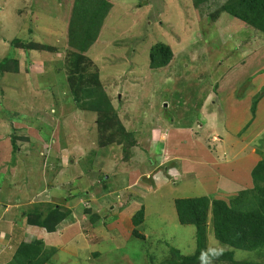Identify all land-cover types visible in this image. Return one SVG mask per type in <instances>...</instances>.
Instances as JSON below:
<instances>
[{
    "label": "rangeland",
    "instance_id": "1",
    "mask_svg": "<svg viewBox=\"0 0 264 264\" xmlns=\"http://www.w3.org/2000/svg\"><path fill=\"white\" fill-rule=\"evenodd\" d=\"M110 2L77 66L75 0H0V64L9 60L0 68V255L19 220L26 241L55 249L46 264L161 263L170 246L196 249V227L178 222L176 199L228 201L253 186L264 155V34L215 0L200 9L193 0ZM159 43L173 58L154 69ZM92 76L133 131V148L118 129L100 131L103 114L76 93L81 80L97 86ZM34 207L70 213L48 232L25 223ZM209 234L210 251L225 248Z\"/></svg>",
    "mask_w": 264,
    "mask_h": 264
},
{
    "label": "trees",
    "instance_id": "2",
    "mask_svg": "<svg viewBox=\"0 0 264 264\" xmlns=\"http://www.w3.org/2000/svg\"><path fill=\"white\" fill-rule=\"evenodd\" d=\"M221 4L217 9L234 16L264 34V0H215ZM214 0H193L197 9L211 5ZM216 3V4H217ZM110 0H75L74 12L69 28V45L75 50L73 56L77 66L87 61L86 52L96 41L104 20L112 10ZM220 9V10H219ZM20 40L12 43L18 44ZM173 58L170 46L164 43L154 45L150 50V66L158 69L166 67ZM9 60L0 64L5 66ZM79 68V67H78ZM86 67H84L85 69ZM78 70V72L84 71ZM82 76L81 78H83ZM88 80V79H87ZM88 83L96 82L92 87L81 80L76 93H82L96 112L103 114L100 131L114 128L123 133L121 143L133 148L137 143L133 140V131L128 130L121 122L118 112L112 106L105 90L98 83L97 76H92ZM73 84V83H72ZM125 140V141H124ZM12 150L17 152L15 137L11 136ZM104 145L112 144L109 141ZM253 186L241 190L230 200L213 199L207 196L195 198H178L175 200L178 222L182 225L196 227V249L193 254H184L179 248L170 246L161 263L151 264H254L252 261L237 260V251L249 252L264 258V155L251 170ZM25 213V223L37 226L48 232H55L67 218L70 211L62 213L58 208L46 210L45 216L38 208ZM211 210L209 224L208 211ZM145 207L133 216L135 227L142 226L145 221ZM25 226L19 220L14 223L6 254L0 255V264H46L51 261L55 249L48 250L41 240L26 241ZM209 229L214 240L220 243L222 250L208 249ZM210 236V234H209ZM98 255V254H97ZM258 264H264V259Z\"/></svg>",
    "mask_w": 264,
    "mask_h": 264
},
{
    "label": "crops",
    "instance_id": "3",
    "mask_svg": "<svg viewBox=\"0 0 264 264\" xmlns=\"http://www.w3.org/2000/svg\"><path fill=\"white\" fill-rule=\"evenodd\" d=\"M6 216H7V215H5V217H6ZM7 217H8V216H7ZM7 219L10 220V221L12 220L11 217H10V218H7ZM1 222H2V223H5L6 225H8V223H9L8 221H5V220H4V221L2 220ZM11 222H12V221H11ZM0 224H1V223H0Z\"/></svg>",
    "mask_w": 264,
    "mask_h": 264
},
{
    "label": "clouds",
    "instance_id": "4",
    "mask_svg": "<svg viewBox=\"0 0 264 264\" xmlns=\"http://www.w3.org/2000/svg\"><path fill=\"white\" fill-rule=\"evenodd\" d=\"M245 189H247V188H245ZM241 190H244V189H241ZM241 190H240V191H241ZM240 191H239V192H240ZM239 192H238V193H239Z\"/></svg>",
    "mask_w": 264,
    "mask_h": 264
}]
</instances>
